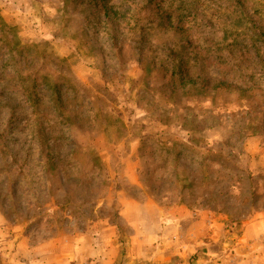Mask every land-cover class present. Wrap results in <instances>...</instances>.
Here are the masks:
<instances>
[{"label": "rangeland", "instance_id": "1", "mask_svg": "<svg viewBox=\"0 0 264 264\" xmlns=\"http://www.w3.org/2000/svg\"><path fill=\"white\" fill-rule=\"evenodd\" d=\"M261 30L264 0H0V235L129 197L211 209L234 242L264 209Z\"/></svg>", "mask_w": 264, "mask_h": 264}, {"label": "crops", "instance_id": "2", "mask_svg": "<svg viewBox=\"0 0 264 264\" xmlns=\"http://www.w3.org/2000/svg\"><path fill=\"white\" fill-rule=\"evenodd\" d=\"M121 201L119 222L98 217L40 240L11 227L2 231L0 248L11 264H264V209L239 222L243 229L229 244L227 220L211 209Z\"/></svg>", "mask_w": 264, "mask_h": 264}, {"label": "trees", "instance_id": "3", "mask_svg": "<svg viewBox=\"0 0 264 264\" xmlns=\"http://www.w3.org/2000/svg\"><path fill=\"white\" fill-rule=\"evenodd\" d=\"M257 35L259 36V38L261 39V40H263V43H264V30H261V31H259L258 33H257ZM58 94H59V92H58ZM60 95V94H59ZM61 96V95H60ZM58 99H60V98H58Z\"/></svg>", "mask_w": 264, "mask_h": 264}]
</instances>
